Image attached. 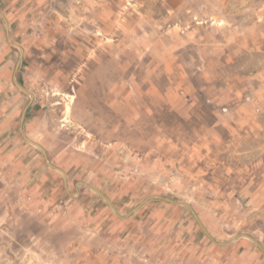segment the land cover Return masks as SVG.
I'll return each instance as SVG.
<instances>
[{"label":"crops","instance_id":"1","mask_svg":"<svg viewBox=\"0 0 264 264\" xmlns=\"http://www.w3.org/2000/svg\"><path fill=\"white\" fill-rule=\"evenodd\" d=\"M0 1L7 3L0 15L10 19L0 21V258L15 254L12 240L21 225L30 241L17 248L21 264H264V246L239 233L236 215L218 202L201 206L197 223L189 207L159 198L140 201L125 215L130 205L125 193L133 187L107 184L106 168L87 151L51 136L50 122L39 118L44 106L25 87L26 55L23 47L15 50L14 33L30 31L35 1L47 15L48 0ZM105 1L103 10L114 17L105 30L115 24L126 30V21L120 22L125 0H116L115 9L113 0ZM164 1L151 4L148 13L140 9L148 22L138 18L137 26L148 31L142 39L150 40L156 70L164 65L174 73L168 76L166 102L195 113L207 96L215 109L231 105L228 112L240 118L238 125L246 124L244 113L252 117L264 103V4ZM193 17L224 26L195 23ZM185 57L198 64L196 75L186 70ZM229 64L235 68L231 78L222 68ZM19 101L23 106L17 109ZM111 188L116 193L108 196Z\"/></svg>","mask_w":264,"mask_h":264},{"label":"rangeland","instance_id":"2","mask_svg":"<svg viewBox=\"0 0 264 264\" xmlns=\"http://www.w3.org/2000/svg\"><path fill=\"white\" fill-rule=\"evenodd\" d=\"M236 1L253 7L264 4ZM0 2L2 12L7 3ZM46 2L47 15L40 13L35 1L31 29L15 32L14 44L15 50L25 51V87L44 106L39 118L50 122V135L60 137L63 145L87 151L106 168L107 184L136 186V191L125 193L130 204L125 215L138 202L159 198L189 207L197 223V210L218 202L220 209L236 215L239 233L264 246V103L255 106L252 117L244 113L247 120L242 122L247 123L238 125L240 118L228 112L231 105L215 109L207 96L195 113L181 112L166 102L168 76L174 73H167L164 65L156 70L150 40L142 39L148 31L137 26L139 19L141 24L148 22L140 9L148 13L151 4L159 6L164 0L123 1L120 22L126 21V30L118 29V24L105 30L114 19L103 10L105 0ZM113 2L115 9L117 1ZM51 9L55 14H49ZM0 21L10 19L2 14ZM192 21L224 26L210 17ZM184 66L197 74L198 64L192 59L185 57ZM222 68L228 78L235 72L230 64ZM22 106L19 101L16 108ZM114 193L111 188L106 194ZM23 233L22 226H16L12 240L16 252L2 256L1 264L22 263L17 248L30 242Z\"/></svg>","mask_w":264,"mask_h":264}]
</instances>
